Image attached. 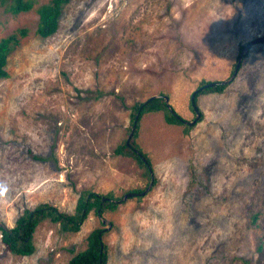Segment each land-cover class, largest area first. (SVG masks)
<instances>
[{
  "label": "rangeland",
  "instance_id": "rangeland-1",
  "mask_svg": "<svg viewBox=\"0 0 264 264\" xmlns=\"http://www.w3.org/2000/svg\"><path fill=\"white\" fill-rule=\"evenodd\" d=\"M49 1L0 8V39L27 30L0 80V226L41 203L71 212L80 191L121 200L76 234L43 222L28 257L0 236V264H67L94 229L106 230L107 264H264V41L222 93L198 97L187 133L162 112L141 118L146 193L132 192L151 175L115 154L137 102L163 95L194 120L199 83L227 81L240 47L264 37V0H69L41 38Z\"/></svg>",
  "mask_w": 264,
  "mask_h": 264
},
{
  "label": "trees",
  "instance_id": "trees-1",
  "mask_svg": "<svg viewBox=\"0 0 264 264\" xmlns=\"http://www.w3.org/2000/svg\"><path fill=\"white\" fill-rule=\"evenodd\" d=\"M69 0H50L47 4L39 6V15L36 33L41 38H47L54 34L58 27V19L63 6ZM35 0H0V8L5 12L16 16L19 13L29 11L34 5ZM26 29H18L5 38L0 39V80L6 79L7 57L17 47L19 38L26 35ZM243 47H240L242 51ZM245 57V56H244ZM241 67V65H240ZM239 67V68H240ZM235 64L233 65V70ZM232 70V72H233ZM210 82L201 81L199 88ZM226 85H215L207 87L197 92L194 102L197 106V99L201 95L220 94ZM163 95L149 98L144 102H137L130 108V119L128 132L134 126L132 137L129 141H123L116 149L115 154L124 158L136 161L137 165L145 170V175L149 177L151 164L147 156L141 151L136 143L139 122L145 114L162 112L164 122L169 125H184L185 132L191 129V125L181 119L174 110L168 108ZM191 108V107H190ZM192 110V108H191ZM193 111V110H192ZM202 115L200 114V119ZM199 121V120H198ZM33 159L43 161L40 156H32ZM143 190H135L132 193L141 194ZM120 198L112 193L99 194L92 191H80L75 206L71 212H63L49 203H41L33 209H24L15 221L13 227L6 229L0 226L1 243L5 250L13 255L28 257L35 253L36 248L33 244V235L36 228L43 222L57 224L63 233L76 234L87 216L93 211L97 216H102L106 211H115L120 204ZM106 230L94 229L86 237V247L83 251L76 253L67 264H107L108 249L103 242Z\"/></svg>",
  "mask_w": 264,
  "mask_h": 264
},
{
  "label": "water",
  "instance_id": "water-1",
  "mask_svg": "<svg viewBox=\"0 0 264 264\" xmlns=\"http://www.w3.org/2000/svg\"><path fill=\"white\" fill-rule=\"evenodd\" d=\"M263 41H264V37L259 38V39H255L254 41H251L250 43H248V44L242 49V51H241L240 54L238 55L237 62H236V64H235V68H234V70H233V72H232L230 78H229L227 81H218V82H211V83H208V84H206V85H204V86L198 88L196 91H194V92L191 94V96H190V104H191V108H192V110H193V112H194V114H195V118H194V120H193L192 122H186V124L192 126V125L196 124V122H197L198 119L200 118V114H201V113H200L199 109L197 108V106H196V104H195V102H194V97H195V95L197 94V92L201 91V90L204 89V88L211 87V86H215V85H227V84H229L231 81H233V79L235 78V76H236V74H237V72H238V69H239V67H240L241 60H242V58L245 56V54L247 53V51L250 49V47H251L253 44H255V43H260V42H263ZM154 97H158V96H153V97H151V98H154ZM162 97L164 98L167 107L170 108V106L168 105V102H167V101H168L167 97H165V96H162ZM133 131H134V126L131 128V131H130V133H129V136H128L127 141H129L130 138L132 137ZM149 173H150V175H151V181H150V184H149V186L147 187V189H146L145 191H143L141 194L146 193V192L148 191V189L152 187V184H153V176H152V172H151V170L149 171ZM132 195H133V194H128V195L124 196V198H126L127 196H132Z\"/></svg>",
  "mask_w": 264,
  "mask_h": 264
}]
</instances>
